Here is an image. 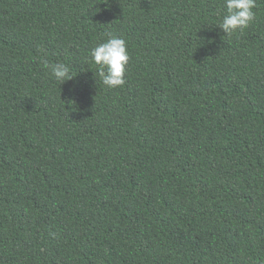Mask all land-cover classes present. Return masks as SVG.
<instances>
[{
  "label": "trees",
  "instance_id": "16d2710c",
  "mask_svg": "<svg viewBox=\"0 0 264 264\" xmlns=\"http://www.w3.org/2000/svg\"><path fill=\"white\" fill-rule=\"evenodd\" d=\"M253 11L228 36L224 0H0V264H264ZM108 34L114 89L89 56Z\"/></svg>",
  "mask_w": 264,
  "mask_h": 264
},
{
  "label": "clouds",
  "instance_id": "9594fccd",
  "mask_svg": "<svg viewBox=\"0 0 264 264\" xmlns=\"http://www.w3.org/2000/svg\"><path fill=\"white\" fill-rule=\"evenodd\" d=\"M226 14L217 25L223 32L231 36L236 32H242L255 19L256 0H224ZM46 55L44 49H40ZM89 56L97 66L94 76L99 77L102 84L108 88L123 86L126 68L130 60L126 40L122 36L108 34L104 42L96 44L89 51ZM44 67L49 70L51 76L59 83L71 80L75 75L67 64L62 62L49 63L43 61Z\"/></svg>",
  "mask_w": 264,
  "mask_h": 264
}]
</instances>
